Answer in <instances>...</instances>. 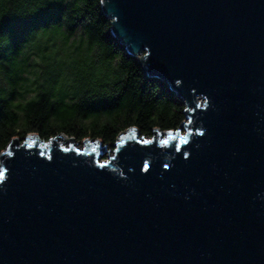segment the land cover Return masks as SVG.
I'll return each mask as SVG.
<instances>
[{
    "label": "water",
    "instance_id": "1",
    "mask_svg": "<svg viewBox=\"0 0 264 264\" xmlns=\"http://www.w3.org/2000/svg\"><path fill=\"white\" fill-rule=\"evenodd\" d=\"M101 6L127 52L177 86L185 133L130 128L107 159L89 139L14 138L0 264H264V0Z\"/></svg>",
    "mask_w": 264,
    "mask_h": 264
},
{
    "label": "trees",
    "instance_id": "2",
    "mask_svg": "<svg viewBox=\"0 0 264 264\" xmlns=\"http://www.w3.org/2000/svg\"><path fill=\"white\" fill-rule=\"evenodd\" d=\"M176 88L111 35L101 0H0V153L32 133L114 146L177 129Z\"/></svg>",
    "mask_w": 264,
    "mask_h": 264
},
{
    "label": "rangeland",
    "instance_id": "3",
    "mask_svg": "<svg viewBox=\"0 0 264 264\" xmlns=\"http://www.w3.org/2000/svg\"><path fill=\"white\" fill-rule=\"evenodd\" d=\"M139 56H141V55H139ZM183 121L186 122L187 121V117H185V119ZM182 122H181L179 128L173 129L175 132L177 130H179V129L182 128V131H183L182 133H185V130L183 129ZM138 136L141 137V139H143V140H144V138L145 139L148 138L146 136H141V135H138ZM166 136H167V134H166V132H164L162 137H166ZM89 141L90 142H93L94 140H90L89 139ZM44 143H45V146H48V144H50L51 141L50 140L49 141H44ZM71 145H73L78 150H82L85 147V142H84V140H79V141L78 140H75V141H71V142L64 141V143H63V146L65 148H69V147H71ZM99 145L105 146V144L102 143L101 141H99ZM114 151H115V146H108V145H106L105 148H104V154L101 155L102 159H107V158H109V156L110 157L113 156L114 155Z\"/></svg>",
    "mask_w": 264,
    "mask_h": 264
},
{
    "label": "snow or ice",
    "instance_id": "4",
    "mask_svg": "<svg viewBox=\"0 0 264 264\" xmlns=\"http://www.w3.org/2000/svg\"><path fill=\"white\" fill-rule=\"evenodd\" d=\"M165 143H166V141H165ZM0 175H2V173H0Z\"/></svg>",
    "mask_w": 264,
    "mask_h": 264
}]
</instances>
